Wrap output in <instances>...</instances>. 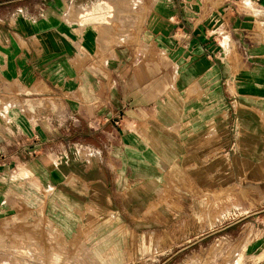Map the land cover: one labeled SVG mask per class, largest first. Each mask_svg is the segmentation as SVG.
I'll return each instance as SVG.
<instances>
[{"label":"crops","instance_id":"crops-1","mask_svg":"<svg viewBox=\"0 0 264 264\" xmlns=\"http://www.w3.org/2000/svg\"><path fill=\"white\" fill-rule=\"evenodd\" d=\"M106 7L0 0V240L29 264L51 235L81 264L174 256L215 195L264 211V0H144L135 35L131 0L118 34L80 22Z\"/></svg>","mask_w":264,"mask_h":264},{"label":"rangeland","instance_id":"rangeland-1","mask_svg":"<svg viewBox=\"0 0 264 264\" xmlns=\"http://www.w3.org/2000/svg\"><path fill=\"white\" fill-rule=\"evenodd\" d=\"M60 1L63 0H27L30 6L34 8L33 11H38L39 6H43L47 2L57 4ZM69 1L81 2L87 0ZM115 1L116 8L109 10L107 7L100 10L96 9L95 11H102V15L99 13V16L95 17V19H92L91 14H87V12H91L90 9L85 14L80 13V22L89 23L92 20H95V22H110L118 34L121 31L120 29L123 28L120 16L123 10L118 8L120 0ZM131 2L133 9L130 28L132 29V35H135L139 33V27L135 24L140 12L138 6L144 0H131ZM126 27L128 31V26ZM261 204L264 205V201ZM262 208L264 206L262 207L261 205ZM226 211L230 214L231 208L221 210V202L218 195H215L213 200L209 202H197L195 215L189 222L190 225H195V228H183L184 231L180 234L179 252L174 254V256H171L172 253L160 256L151 254L149 256L151 259H142L135 264H234L236 261H240L241 264H258L264 259V211H260L257 216L253 217L241 216L238 213L225 217ZM181 223L188 224L187 221H182ZM226 224H231V227L223 228ZM203 226L206 228H203ZM4 228H22L19 231L17 245L31 248L35 255L30 259L44 261L45 249L43 248L42 234L36 233V236L32 234L30 237L28 232H26L28 228V223L26 222H21L19 225L15 222H6ZM187 230H190V233ZM9 236L10 240L11 235L9 234ZM47 240H51V249L46 251L47 257L50 255L49 258L53 262L51 264H81L78 263L75 248L71 249L69 245L66 249L62 246L60 247V240L56 235H51L50 239L47 236ZM1 245L6 246V241L1 242L0 240V264H29V257L25 256L30 255L27 248L20 247L11 250L7 247L1 249ZM11 252L23 255H15ZM55 252H60L61 257L58 258ZM54 261H57V263Z\"/></svg>","mask_w":264,"mask_h":264}]
</instances>
